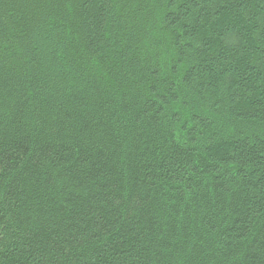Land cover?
Segmentation results:
<instances>
[{
  "label": "trees",
  "instance_id": "trees-1",
  "mask_svg": "<svg viewBox=\"0 0 264 264\" xmlns=\"http://www.w3.org/2000/svg\"><path fill=\"white\" fill-rule=\"evenodd\" d=\"M0 264H264V0H0Z\"/></svg>",
  "mask_w": 264,
  "mask_h": 264
}]
</instances>
